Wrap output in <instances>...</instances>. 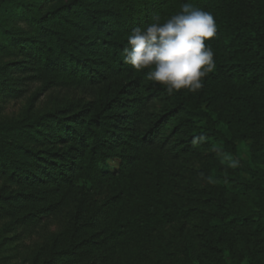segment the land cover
Returning a JSON list of instances; mask_svg holds the SVG:
<instances>
[{"label":"trees","instance_id":"16d2710c","mask_svg":"<svg viewBox=\"0 0 264 264\" xmlns=\"http://www.w3.org/2000/svg\"><path fill=\"white\" fill-rule=\"evenodd\" d=\"M186 2L214 17L216 35L205 43L216 67L198 91L169 94L148 79L150 69L126 64L122 50L134 27L157 16L162 23ZM15 24L24 25L20 33L12 30ZM4 54L16 60L0 59L3 96H24V81L83 94L41 115L0 124L3 230L66 216L30 264H143L150 253L173 264H220L207 250L202 262L187 249L180 258L167 253L161 242L169 239L159 229L197 223L200 242L212 253L213 240L238 227L264 232V0H0ZM217 94L230 101L234 118L259 128L261 140L248 159L224 121L203 109ZM199 150L211 162L202 188L182 184L172 169ZM226 155L236 167L222 162ZM110 158H118L120 168L101 170ZM105 187L110 193L95 198ZM223 193L256 196L251 210L242 212L229 208ZM236 264L258 262L248 256Z\"/></svg>","mask_w":264,"mask_h":264},{"label":"rangeland","instance_id":"374dc122","mask_svg":"<svg viewBox=\"0 0 264 264\" xmlns=\"http://www.w3.org/2000/svg\"><path fill=\"white\" fill-rule=\"evenodd\" d=\"M248 9L245 10V14L248 13ZM22 28H24V25L15 24L12 30L15 33H20ZM0 59L1 62H13L16 60V56L4 54L3 58L0 57ZM23 85L28 88V91L21 98L15 99L0 94V124L20 120L26 116L41 115L49 110L64 106L72 98L79 99L83 96L82 92L76 94L71 87L63 85L47 88L45 82L32 81H24ZM34 94L37 97L32 106V96ZM230 106V101L219 94L211 102L205 101L203 103V109L207 113L218 116L224 121L225 126L230 128L234 135V144L241 151L242 158L248 159L250 147L254 145L255 141L261 140L257 131L259 128L258 126L253 128L250 126V129H248L244 123L231 115ZM247 123L250 124V121L248 120ZM244 129H247V137L241 134V130ZM205 154V151L199 150L184 158L180 162L179 168H172L175 171L177 169L180 173L182 184L190 182L191 186L196 188L205 186V173L211 167V162ZM120 165L121 161L118 158H110L104 164H100L99 168L114 172L120 168ZM199 170L201 171L199 172ZM109 190L108 187H105L103 192L96 191L95 198H103L110 193ZM255 196V194L247 193H223L221 200L233 210L246 212L251 210V201ZM65 217L59 215L37 227L26 229L17 227L15 232L9 234L3 230V225L0 223V264H30L31 262H28V259L33 251L37 246L48 243L52 236L63 228ZM186 223V226H184L183 222L175 221L170 225L165 224L159 229V233L161 236L163 235L164 240L169 239L168 242H161L166 246L167 253L171 252L180 258L183 256L182 251L187 249L191 257L202 262L206 259L204 251L207 250L214 257L212 259L209 257V259H215L220 264L244 263L248 256H253L258 264H264V232L253 233L250 226L238 227L232 233L222 235L218 240H213L212 243L215 244L213 250L216 252L212 253L210 249H205L203 243L200 242L202 230L197 226V223L190 221ZM150 254L149 259H146L143 264H173L171 259H164V257L158 259ZM3 258H7L8 261L2 263Z\"/></svg>","mask_w":264,"mask_h":264},{"label":"clouds","instance_id":"9594fccd","mask_svg":"<svg viewBox=\"0 0 264 264\" xmlns=\"http://www.w3.org/2000/svg\"><path fill=\"white\" fill-rule=\"evenodd\" d=\"M216 30L212 13L186 2L162 23L157 16L147 25L134 27L122 57L137 71L150 69L148 79L163 85L169 94L181 89L196 92L216 67L214 51L205 43ZM222 162L233 168L238 164L228 155Z\"/></svg>","mask_w":264,"mask_h":264}]
</instances>
